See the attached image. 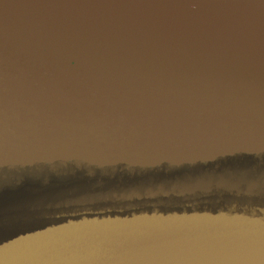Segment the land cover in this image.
Returning <instances> with one entry per match:
<instances>
[{"label":"water","instance_id":"obj_1","mask_svg":"<svg viewBox=\"0 0 264 264\" xmlns=\"http://www.w3.org/2000/svg\"><path fill=\"white\" fill-rule=\"evenodd\" d=\"M262 243L260 0H0V264Z\"/></svg>","mask_w":264,"mask_h":264},{"label":"snow or ice","instance_id":"obj_2","mask_svg":"<svg viewBox=\"0 0 264 264\" xmlns=\"http://www.w3.org/2000/svg\"><path fill=\"white\" fill-rule=\"evenodd\" d=\"M260 2L264 3V0H260ZM261 246H264V243H262ZM223 247H226V246H221V247L212 248V249H201V250H197V251L191 252V253H181V252L169 253V254H165L163 256H158V257H154V258L174 259V260L224 259L223 257L207 256V255H195L194 254V253H207V252L219 251ZM57 258L63 259V260H70V261H85V260L100 259L101 257L95 256V255H90L84 249L69 247L66 254L59 256Z\"/></svg>","mask_w":264,"mask_h":264},{"label":"bare ground","instance_id":"obj_3","mask_svg":"<svg viewBox=\"0 0 264 264\" xmlns=\"http://www.w3.org/2000/svg\"><path fill=\"white\" fill-rule=\"evenodd\" d=\"M262 4H264V3H262Z\"/></svg>","mask_w":264,"mask_h":264}]
</instances>
